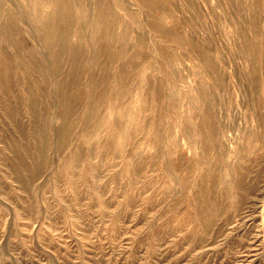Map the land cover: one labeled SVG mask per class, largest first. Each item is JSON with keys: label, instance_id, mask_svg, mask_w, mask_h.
I'll return each instance as SVG.
<instances>
[{"label": "rangeland", "instance_id": "374dc122", "mask_svg": "<svg viewBox=\"0 0 264 264\" xmlns=\"http://www.w3.org/2000/svg\"><path fill=\"white\" fill-rule=\"evenodd\" d=\"M13 8L17 40L0 33V264H264V141L227 142L244 125L245 76L221 67L231 52L251 65L240 45L264 43V0H63L52 47L26 17L50 0H4V19ZM185 57L198 101L183 105ZM21 160L44 167L20 181Z\"/></svg>", "mask_w": 264, "mask_h": 264}, {"label": "bare ground", "instance_id": "6f19581e", "mask_svg": "<svg viewBox=\"0 0 264 264\" xmlns=\"http://www.w3.org/2000/svg\"><path fill=\"white\" fill-rule=\"evenodd\" d=\"M4 0H0V6ZM218 1V0H217ZM50 2L53 5V10L48 13H38L35 17H31L28 12H26V17L28 19L32 20H38L40 23H38L37 26L30 28L33 35L39 38H43L47 45L49 47H52L58 42H62L65 39L66 34L63 32H58V30L61 27V24L63 23V13H62V5L63 0H50ZM211 10L215 7L210 6ZM240 11L243 9L241 7H238ZM4 13H0V33H5V40L7 42L13 43L17 40L18 34H20V30L16 29L14 27V19L15 18H23L24 16L21 14V11H18V8H13L12 13L10 17H7L6 19L3 18ZM221 20V19H220ZM225 23V20H223ZM259 10L254 9L253 10V21L250 22V26L254 29H257L259 27ZM186 29H187V23ZM225 33V31H223ZM189 41V35L187 34L185 37ZM190 47L192 48L193 52H200L204 53V51L209 54L208 50H204L203 47L197 46L195 43H188ZM241 51L240 55L243 57L244 62H251V65H248V68H244L243 64H239L235 52H231V59H227L223 61L222 64V71L224 74H227V70H231L233 72V76H237L238 71H242L243 75L245 76V79L242 81V88L241 91V97L240 100V109L243 113L244 117L242 120H244V125L240 129H235L234 135L232 137L227 136V142L233 143L236 141L240 134L242 133H253L257 131L258 141L263 143V135H260L259 129L263 126V115H264V106H261V92L264 94V43H259L258 39L256 37H250L248 38L242 45H240ZM19 49V48H16ZM4 52V51H2ZM66 52L65 48L60 51V53ZM237 52V50H236ZM6 54H3V59L0 58V90H4L8 83V78L5 75L4 68L8 65V62L6 61ZM33 61V60H32ZM190 59L188 57H185L183 59V66L184 70L186 71L183 81H182V91H183V97L182 102L183 105L185 103H188L190 98L191 102L194 101V103H197L198 98L197 96H192V93L195 90H198L196 86V79L195 75L190 69L189 66ZM36 64H34L35 69L41 73L46 74L48 66H45L44 61L42 59H35ZM59 68V67H58ZM66 85L64 83H59L58 88L65 92ZM59 96H64L62 92H60ZM0 103L2 104V100H0ZM251 106L252 114L246 112L247 106ZM183 107V106H182ZM231 105L222 107V111L228 114L231 111ZM6 112L9 115H12L14 113L13 107L7 106ZM67 120L65 121V124L61 125V128L64 129L66 127ZM14 153L16 155H19V151L17 147L14 149ZM17 167H24L27 169V176L26 177H20L19 173H17V177H20V181L25 179H33L37 174H39L43 167V164L39 165H33L32 168L28 167L27 164L21 160L19 165ZM248 173L251 172V168L247 169ZM259 177V174H255V179L251 182H248L245 184V188L242 185L245 192L250 193L252 187L255 186V183ZM241 186L239 181H234L233 183H230L229 190L232 189L234 191L237 190ZM215 206V203H213ZM206 209L202 208V213H206ZM212 218V217H211ZM213 222V220L211 221ZM215 234L220 233V229H217L214 231Z\"/></svg>", "mask_w": 264, "mask_h": 264}]
</instances>
